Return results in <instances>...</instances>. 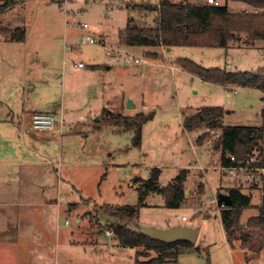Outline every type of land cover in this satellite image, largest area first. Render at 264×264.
<instances>
[{
  "label": "rangeland",
  "instance_id": "1",
  "mask_svg": "<svg viewBox=\"0 0 264 264\" xmlns=\"http://www.w3.org/2000/svg\"><path fill=\"white\" fill-rule=\"evenodd\" d=\"M111 1L124 7L107 15L101 0L93 3L74 2L72 8L81 10L82 14L66 16L59 0H17L18 5L10 9L8 7L13 4L12 0H0L1 4H6L5 10H0V38L9 37L4 32L7 28L23 27L27 37L25 49L29 51L31 59L37 56L39 60L36 64L40 74L38 81L30 84L33 87L30 99L26 93L20 96L19 100L23 102L20 104L25 107L29 99L34 110L47 112L57 104V118L62 117L65 121L62 126L57 123L58 131L52 135L31 129L30 122L17 127V122L12 125L0 121V243L3 245L16 239L10 229H14L15 221L11 217L12 221L5 218L13 215L15 210L24 214L29 210L31 216L40 211L38 225L42 227L41 236L37 239L32 237L33 245L23 241L16 250L3 249L1 245L0 264H16L20 257L22 261L26 257L40 264H134L137 248L117 245L116 240L112 239L114 235H105L114 221L98 213L96 205H135L138 203L135 178L147 179L152 168L159 167V183L166 186L182 168L189 165L193 167L189 169L185 189H192L194 196L187 195L188 199L180 209H169L160 206L164 201L162 195L150 194L146 199L147 205L140 209L139 222L162 228L168 223H182L199 229L197 245L201 246V254L193 251L180 258L177 264H246L238 246L229 254L223 245L220 221L208 220L214 213L209 212L208 207L214 206L211 197L218 192V172H225L218 169L221 153L214 148L217 138L214 139L210 128L204 125L188 132L183 128V122L185 117L196 114L204 106H221L225 125L261 126L264 109L262 92L255 88L210 83L182 69L172 75L166 66L174 64V57L179 53L183 54L181 47L173 48L167 55L160 52L163 57L157 63L164 64V67L153 69L150 73L143 70V64H114L112 58L105 56V49L98 45H74L73 50L65 52V42L75 43L82 34L78 22L88 23L90 29L87 31L95 36L101 31L116 34L118 28L125 27L128 21L130 12L126 4L159 2ZM228 6L231 11L244 7L236 2H229ZM153 15L150 13L143 20L152 23ZM241 36L240 43L234 42L227 49L186 48L184 55L205 67L232 71L264 68V42L259 41L254 47H249L243 40L246 34ZM135 47L134 50L144 59H147V52L154 50ZM48 54L54 57L51 69L45 63H40V58ZM30 57L29 65L35 67L30 64ZM17 59L16 69L7 67L0 70V91L10 81L20 85L21 93L25 87L21 81L31 76L30 70L25 68L28 65L26 56L21 54ZM74 62L88 65L83 74L74 68ZM97 62L113 64V70L101 78L97 75V69L91 70L90 67L97 66ZM124 69L132 70V80L124 76ZM125 98V107L134 98L138 105L135 111L146 114L140 146L133 144V131L108 126L103 122L109 108ZM107 104L110 106L103 108ZM7 113L8 108L0 105V119L5 120ZM20 116L19 120L22 121L24 115ZM198 137L202 139L201 144H208V149H193L194 138ZM52 163L57 166H48ZM61 177L66 181H62ZM233 178L232 175H224L222 181L229 184ZM248 179L242 180L241 188L252 195L255 205L264 196V181L258 183L256 190H251ZM200 182L204 188L206 186L205 193H197ZM230 183L237 184L235 181ZM203 201L206 207L201 206ZM177 210L189 219L188 222L174 217ZM258 213L256 207L245 209L241 222L245 224ZM153 255L154 252L151 253Z\"/></svg>",
  "mask_w": 264,
  "mask_h": 264
},
{
  "label": "trees",
  "instance_id": "2",
  "mask_svg": "<svg viewBox=\"0 0 264 264\" xmlns=\"http://www.w3.org/2000/svg\"><path fill=\"white\" fill-rule=\"evenodd\" d=\"M221 5H215L202 0H160L157 4L150 2L129 3L126 8L131 14L125 27L119 29L118 43L126 47H150L155 51L147 52V57L158 59L161 57L158 50L168 48H229L233 43L243 39L249 47L257 42H264V0H223ZM242 3L249 8L245 11H231L228 3ZM6 4L0 3V10L4 11ZM154 13L152 23L143 20L147 14ZM8 39L24 41L26 30L23 27L5 29ZM175 64L182 70L196 75L204 81L222 85L238 86L243 88L259 89L264 96V68L256 71H232L219 67H205L189 56H179ZM97 67V66H93ZM105 110V109H104ZM104 124L124 130L133 131V144L140 146L142 129L146 114L138 113L135 116H125L107 111ZM224 109L221 106H204L199 113L187 116L183 128L194 131L201 126L220 130V137L214 148L221 153V165L232 164L229 154L238 159L249 153H254L259 159L258 166L264 167V109L262 110L263 124L261 126H234L223 122ZM151 116V114H150ZM150 116L147 118L149 119ZM197 142L202 139L198 137ZM161 169L154 167L147 179L137 177L134 180L138 191V203L135 205H96L98 213L111 217L114 222L108 227L118 244L123 247L141 248L137 253V264L140 256L148 257L146 264H177L179 256L188 251L199 250L200 247L187 241L165 243L155 240L148 235L134 230L133 225L139 221L140 209L147 205L146 199L150 194H160L164 198L165 207L180 209L187 201L185 183L189 177V169L183 168L166 186H161L159 178ZM264 176L262 177V179ZM198 192H204V184L198 183ZM233 204L219 206L220 218L226 232L227 241L231 248L237 246L245 250L247 262L255 258L264 247V196L262 203L256 208L259 213L250 217L245 224L241 222L243 211L255 207L252 196L242 191L241 185L228 188ZM154 252L155 256H151Z\"/></svg>",
  "mask_w": 264,
  "mask_h": 264
},
{
  "label": "crops",
  "instance_id": "3",
  "mask_svg": "<svg viewBox=\"0 0 264 264\" xmlns=\"http://www.w3.org/2000/svg\"><path fill=\"white\" fill-rule=\"evenodd\" d=\"M160 1V0H159ZM12 2H13V4L11 5V6H9L8 7V9H10L11 7L13 8V7H16L17 5H18V3H17V0H12ZM146 2H149V1H146ZM175 2H178V1H175ZM151 3V2H150ZM158 3V2H157ZM156 3V4H157ZM127 5V4H126ZM244 5V4H243ZM126 7V6H125ZM247 8V6L246 5H244V7L243 8H239L237 11H242V10H245ZM127 9V8H126ZM128 10V9H127ZM130 12V11H129ZM131 14H133V15H137V16H139L138 15V13H136V12H134V13H129V16L131 15ZM154 14V13H153ZM148 16H150V14H147L146 16H145V19L148 17ZM154 16L155 15H153L152 16V19L154 18ZM129 18V17H128ZM119 29H121V28H118V30H117V32H116V34H111V33H106V32H98L97 33V37L98 38H100L102 41H103V43L102 44H90V45H98V46H101V47H103L104 49H105V56L106 57H109V56H107L106 55V48H115V47H121V48H123V49H126V50H128V51H130L131 53H133V54H135V55H137V56H139L140 58H142V61L139 63V64H143V70H145L146 72H151V71H153V69H160V68H163L164 67V64H161V63H157L158 62V59H160V57L158 58V59H153V58H150V57H147V59H144V57H143V55H142V57H141V55L137 52V51H135L134 49L136 48L135 46L134 47H126V46H122V45H120L119 43H118V40H117V34H118V31H119ZM81 33H84V32H81ZM8 38H5V37H1L0 38V70L2 69V68H7V67H10V69L11 70H13V69H16L17 67H18V59H17V57H18V55H21V54H23V55H25L26 56V59H25V62L28 64V65H26V64H24V66H25V68H26V70H30V73H31V76L29 77H27L26 76V78H24L23 79V81H21V82H24L25 83V87H23V90L21 91V93H20V85L19 84H14V83H12V82H10L9 81V83H7V85L6 86H3V90H1L0 92L2 93V95H0V105L2 106H5V107H7L8 108V113L5 115V120H2V119H0V121H4L5 123H10V124H12V125H16V123L15 122H17V127H21L22 126V124L25 122V125L28 123V122H30V123H32V115L37 111V112H47L46 110L44 111L43 109H39V110H34L35 108L33 107V104H31V102L29 103V99H30V93L31 92H33L32 90H33V87H30V84L32 83V82H36V81H38V79H37V76H39L40 74H39V72H37V70H36V64L38 63V58H37V56H34V58L33 59H31V57L28 55L29 53V51L28 50H26L25 49V47H26V42H27V37H26V39L24 40V41H13V40H7ZM115 42V43H114ZM68 44H70V43H66L65 42V45H64V49H65V52H67V51H71V50H73L74 48H75V46H74V43H71L70 45H72L73 44V49H71V50H68L67 49V45ZM183 49V51H182V53L183 54H181V53H179V55L178 56H176V57H174V61H175V59L177 58V57H179V56H185L186 55V53H187V49L186 48H182ZM171 50H173V48H168V49H165L164 47H161L159 50H158V52L160 53V52H162V53H164V54H169V52L171 51ZM155 50H153L152 52H154ZM181 54V55H180ZM185 54V55H184ZM161 57H163V55H160ZM29 57H30V64H34V66L35 67H33L32 65H29ZM167 57V56H166ZM53 55H51V54H48L46 57L45 56H42V58H40V63H42V64H46V66H48L50 69H51V65L53 64ZM111 58V57H110ZM167 59H169V57H167ZM113 60V59H112ZM113 62H114V64L116 63V64H118L117 62H115L114 60H113ZM66 63V62H65ZM108 62H103V63H100V62H97V68H95V67H93V65L92 66H90L92 69L91 70H95V69H97V75H99V76H101V78H104L105 77V73L106 72H109V71H112L113 70V64H107ZM104 64V65H103ZM106 65V66H105ZM120 65H125L126 66V64H122V63H120ZM130 65H134V64H130ZM136 65H138V64H136ZM31 66H32V68H31ZM74 68L76 69V70H78L79 72H80V74H83L84 72L83 71H85L86 70V68L88 67V65H86V67H84V68H80V67H78L77 65H76V62H74ZM94 66H96V65H94ZM102 66L104 67V68H102ZM105 67H106V71L104 70L105 69ZM166 67H168L170 70H171V73H172V75H174V73L175 72H177V71H181V68L180 67H178L176 64H175V62H174V64L173 63H169V65L168 66H166ZM29 68V69H28ZM124 76L128 79H130V80H132V74H133V72H132V70H127V69H124ZM184 71V70H183ZM29 72V71H28ZM184 72H187V71H184ZM49 74H50V72H49ZM144 75V73H143V71H142V73H141V76H143ZM49 77V76H48ZM63 77H64V75H63ZM98 77V76H97ZM50 78V80H51V77H49ZM104 84H108V83H104ZM23 93H26L27 94V98H29V99H27L28 100V104L26 103V106L24 107V105H21L23 102L21 101V100H19V99H21V95H23ZM263 94V93H262ZM21 96V97H20ZM126 98L124 99V100H118V102H117V104L115 105V106H112V108H109V112H112V113H114V114H122V115H125V116H135L136 114H138V113H140V112H136L135 110H136V108L138 107V105L136 104V101H135V99L134 98H132L131 99V102L133 103V107H125V103H126ZM14 101H18V102H15L14 103ZM21 103V104H20ZM12 104V105H11ZM142 104H143V106H144V102H142ZM18 105H20V106H18ZM13 106V107H12ZM110 105L109 104H107V105H105L103 108H105V107H109ZM142 106V107H143ZM23 108V109H22ZM59 106L56 104L54 107H53V109H49L48 110V112H50V113H53L54 115H56L57 117H59L58 115H59ZM133 110V111H132ZM17 111V112H16ZM130 111H132V112H130ZM200 112V109L196 112V113H199ZM30 115H29V114ZM20 114H23L24 116H22V121L21 120H19V117H21L20 116ZM17 116V117H16ZM83 117V116H82ZM61 119H62V117H60ZM62 121H63V124L65 125V121L62 119ZM31 129H32V126H31ZM56 131H58V128H57V126H56V128L53 130V131H50V132H46V134L48 135H52V133H55ZM189 132V131H188ZM39 133H41V132H39ZM43 134V133H42ZM46 135V136H47ZM197 139L198 138H194V141H196V142H194L193 141V143H192V147H193V149H197V148H205V149H208L209 147L205 144H197ZM208 147V148H207ZM5 148V147H4ZM219 162H220V166H219V168L218 169H220V170H222L220 167H221V161L219 160ZM53 166V167H56L57 165H56V163H52V164H48V166ZM193 166H191V165H189V166H186V167H184V168H188V169H190V168H192ZM201 167H204V166H201ZM198 168V167H197ZM205 168V167H204ZM183 169V168H182ZM219 171V170H218ZM224 175H231V174H228V173H226V172H218V177H217V179L219 180V182H220V184H219V186L217 187V190H218V192L217 193H215L212 197H211V202L213 201V199L215 198V197H217L218 196V193L219 192H225V193H228V188H230V187H232L233 185L230 183V181L232 182V181H235V182H239L240 183V185L242 184L241 182H242V180L243 179H245V178H249L248 180H250V186H251V190H256V188H258L259 187V182H263L264 181V178L262 179V177L261 178H253V177H242V176H240V177H235V176H232V177H234L233 179L234 180H232V179H230V181H229V184H224V182L222 181V176H224ZM14 176H16V174L14 175ZM62 181H66V179H63L62 177L60 178ZM236 179V180H235ZM260 179H262V180H260ZM68 181V180H67ZM244 183V182H243ZM205 188H206V186H205ZM205 188H204V190H205ZM243 189V188H242ZM203 193H205V192H203ZM244 193H246V192H244ZM246 194H249V195H251L250 193H246ZM186 195H189V197L191 196V197H193L194 195L192 194V189H187L186 190ZM252 196V195H251ZM213 203V202H212ZM262 203V201H260V203H258V204H255L254 205V203H252L255 207H257V206H259L260 204ZM165 202L163 201V203L160 205V206H162V207H165ZM202 205L201 206H203V207H206V203L203 201L202 203H201ZM214 204V206L213 207H211V206H209L208 208H209V212H214L213 213V215L211 216V217H209V219L208 220H210V221H213V220H219L220 221V223H221V226H222V230H223V235H224V240H223V245L227 248V251H228V253L229 254H232L233 253V250H235V249H233V248H231L230 247V245H229V243H228V241H227V237H226V232H225V230H224V228H223V224H222V221H221V218H220V215H219V205H218V203H213ZM36 205H38V204H36ZM11 206H13V205H11ZM14 207V206H13ZM199 206H197V207H195V209H197ZM166 208V207H165ZM213 209L215 210V211H213ZM15 210V209H14ZM16 211V212H15ZM14 212L15 213H13V215H11V214H9L7 217H5L6 219H7V221L9 220V221H12L11 219H10V217L11 218H13V221H15V223H14V229L13 228H10L11 230H12V232H14V236H13V238H16L15 239V241H8V242H5L3 245L0 243V246L2 245L3 246V249H5V248H11V249H14V250H16L17 248H18V246L17 245H19V244H22V242L24 241V243H28V244H31V245H33L34 244V241L32 240L33 238H35V239H37V238H39L40 236H41V229H42V227L40 226L39 227V225H38V222H39V218H40V215H39V213H40V211L38 212V211H36V214L34 213V214H32V216H31V214L29 213V210H28V213H26V214H24L23 212L22 213H20V212H17V210H15ZM184 215H182L180 212H179V210H177V211H175L174 212V217L176 218V219H181V220H183L182 219V217H183ZM41 220H43L42 218H41ZM188 218L186 219V220H183V221H185V222H188ZM19 221V224L17 223ZM114 221V220H113ZM35 222V223H34ZM67 222V221H66ZM78 222H80V220H78ZM36 223H37V228H35L36 227ZM33 225H35V226H33ZM173 225H187V226H191V227H193V228H197V227H195L194 225L192 226V225H189V224H182V223H168V224H165V228L166 227H169V226H173ZM17 226H18V228H17ZM0 230H1V228H0ZM197 230H198V232H197V237H196V240H195V245L196 246H199V245H197V241H198V237H199V229L197 228ZM58 233V232H57ZM106 235V234H105ZM33 237V238H32ZM24 238H27L26 240L24 239ZM112 239H114L115 240V238L113 237ZM31 240V241H30ZM31 242V243H30ZM116 242V244L117 245H119L118 244V241H115ZM17 247V248H16ZM199 247H201V246H199ZM240 249V248H239ZM141 249L140 248H137V250H136V255H135V262H134V264H137V253L140 251ZM193 251H196V252H198V254H201V251H199V250H193ZM193 251H188V252H184V253H182L180 256H179V259L180 258H182L184 255H187V254H189V253H191V252H193ZM240 253L242 254V256H243V258H244V261H245V263L246 264H263L264 263V247H263V249L261 250V252L255 257V258H253L252 260H250L249 262H247V260H246V257H245V250H242V249H240ZM27 253H29V251H26ZM33 252H35L34 250H33ZM208 252V251H207ZM208 254H209V252H208ZM30 256V255H29ZM32 256V255H31ZM56 256H57V254H56ZM153 256H155V255H153ZM152 256V257H153ZM209 256V255H208ZM148 259V257H144V256H140L139 258H138V260L140 261V263H138V264H146V263H144V261H146ZM178 259V260H179ZM169 263V262H168ZM168 263H165V264H168ZM171 263V262H170ZM16 264H40V262H37V261H33L32 260V258L30 259V258H24V260L22 261V259H21V257L19 258V260H18V262L16 263Z\"/></svg>",
  "mask_w": 264,
  "mask_h": 264
},
{
  "label": "built area",
  "instance_id": "4",
  "mask_svg": "<svg viewBox=\"0 0 264 264\" xmlns=\"http://www.w3.org/2000/svg\"><path fill=\"white\" fill-rule=\"evenodd\" d=\"M97 0H59V5L61 10L68 16L69 14H78L79 16L82 14V11L79 9H73L72 5L74 2H84V3H93ZM105 4L106 14L109 15L115 11H117L120 7H124L111 0H101ZM209 3L215 5H221V0H208ZM126 6V5H125ZM78 28L84 32L80 36H78L77 41L74 45H85V44H102L103 41L97 36L89 33L90 26L86 22H78ZM67 49H73V44L67 45ZM106 55L111 57L115 62L122 63L126 65L130 64H139L142 61V58L131 53L130 51L123 49L121 47L115 48H106ZM76 65L80 68L86 67L84 62H78ZM58 124H63L62 119H58L56 115L50 112H36L32 116V129L37 132H50L53 131ZM210 132L214 139H218L220 137V131L215 129H210ZM229 158L232 161L231 165L222 166L221 169L228 174H231L235 177H253V178H261L264 176V167L258 166L259 159L257 155L254 153L247 154L244 158L238 159L235 155L229 154ZM204 168V167H200ZM213 203H218V197H215L212 201ZM183 220H186L187 217L183 216ZM105 234L107 236H113V231L106 230ZM264 264V263H263Z\"/></svg>",
  "mask_w": 264,
  "mask_h": 264
},
{
  "label": "water",
  "instance_id": "5",
  "mask_svg": "<svg viewBox=\"0 0 264 264\" xmlns=\"http://www.w3.org/2000/svg\"><path fill=\"white\" fill-rule=\"evenodd\" d=\"M128 107H133L131 100L127 102ZM218 205H228L233 204L232 199L228 193L219 192L218 193ZM134 230L139 231L149 237L159 240L165 243H175L178 241H187L190 243H195L197 237V228H193L187 225H173L166 228L141 224L139 221L136 222L133 227Z\"/></svg>",
  "mask_w": 264,
  "mask_h": 264
}]
</instances>
